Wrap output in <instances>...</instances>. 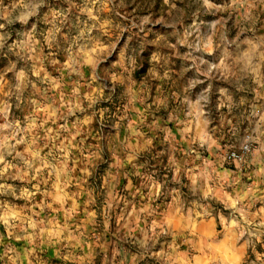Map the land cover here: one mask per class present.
<instances>
[{"label": "rangeland", "instance_id": "374dc122", "mask_svg": "<svg viewBox=\"0 0 264 264\" xmlns=\"http://www.w3.org/2000/svg\"><path fill=\"white\" fill-rule=\"evenodd\" d=\"M0 264H264V0H0Z\"/></svg>", "mask_w": 264, "mask_h": 264}, {"label": "built area", "instance_id": "2783aa9c", "mask_svg": "<svg viewBox=\"0 0 264 264\" xmlns=\"http://www.w3.org/2000/svg\"><path fill=\"white\" fill-rule=\"evenodd\" d=\"M245 150H248V149L245 148ZM228 159L234 162H242L243 156L241 154L234 152V153L229 154Z\"/></svg>", "mask_w": 264, "mask_h": 264}]
</instances>
